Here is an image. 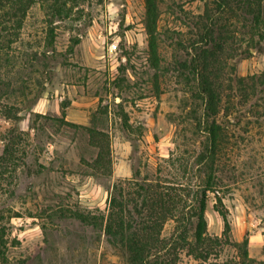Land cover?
Returning <instances> with one entry per match:
<instances>
[{
    "label": "rangeland",
    "instance_id": "rangeland-1",
    "mask_svg": "<svg viewBox=\"0 0 264 264\" xmlns=\"http://www.w3.org/2000/svg\"><path fill=\"white\" fill-rule=\"evenodd\" d=\"M42 1L20 26L0 12V264H127L78 215L106 216L113 186L136 170L139 179L200 184L205 102L185 66L205 45L199 17L214 2L158 0L152 57L145 0H65L52 24L42 8L51 0ZM236 13L220 56L223 80L233 66L237 77L264 73V43L247 45L251 17ZM232 105L216 117L230 146L223 186L208 194L207 232L224 229L218 196L230 242L247 237L249 256L263 261L264 93ZM175 234L166 222L161 237ZM176 254L177 264H200L185 250ZM236 254L230 244L216 261Z\"/></svg>",
    "mask_w": 264,
    "mask_h": 264
},
{
    "label": "trees",
    "instance_id": "trees-1",
    "mask_svg": "<svg viewBox=\"0 0 264 264\" xmlns=\"http://www.w3.org/2000/svg\"><path fill=\"white\" fill-rule=\"evenodd\" d=\"M213 2L214 9L209 11L208 8L204 15L199 17L202 29L200 43L205 45L199 47L198 55L191 61L190 67L185 66L197 79L199 96L205 102L202 127L205 140L195 159L196 166L201 167L200 184L184 185L178 180L152 179L149 176L139 179V172L136 170L132 179L113 186L108 198L106 216L89 218L78 215L83 224L100 227L112 247L121 253L127 264H177V250H185L200 264L210 262L211 258L215 262L209 264H220L216 260L224 247L230 244L237 254L225 264H264V260H255L249 256L247 237L241 242H230L227 211L223 208L220 197L215 196L214 210L224 222L222 235L210 236L205 219L208 194H215L217 188L223 186L222 176L227 166V151L230 146V137L225 127L216 121V117L222 110L224 113L232 111L235 97L245 104L259 92L264 93V73L237 77L233 66L227 75L228 78L222 79L220 56L231 39L226 35L228 26H231V19L238 18L237 11H240L243 20L246 19L244 10L245 15L251 17L247 45L253 43L256 37V44L264 43V0ZM35 3L36 0H0V12L7 19H14L17 26H20L22 17ZM66 3L65 0H51L46 7L42 4L49 24L64 16L67 11ZM145 6V29L150 53L155 57L158 0H145ZM49 43L52 45V41ZM209 44L211 49L207 48ZM99 135L103 140L104 134L100 132ZM103 157L104 153L100 152V164L104 162ZM173 161V158L166 160L170 166H174ZM168 221L175 223L176 234L174 238L164 239L161 232Z\"/></svg>",
    "mask_w": 264,
    "mask_h": 264
}]
</instances>
